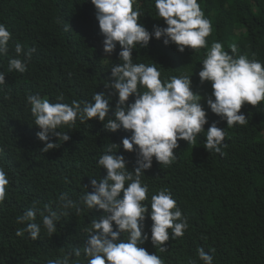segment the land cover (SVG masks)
Wrapping results in <instances>:
<instances>
[{
  "label": "trees",
  "instance_id": "obj_1",
  "mask_svg": "<svg viewBox=\"0 0 264 264\" xmlns=\"http://www.w3.org/2000/svg\"><path fill=\"white\" fill-rule=\"evenodd\" d=\"M145 27L151 31L154 24L164 25L156 15L152 0H138ZM213 31L207 38L223 43L225 50L235 43L238 54H247L264 62V0H198ZM0 23L12 33L7 55L0 56V71L6 83L0 86V165L9 178L6 199L0 205V264H47L62 248L83 246L87 237L85 228L101 211L75 210L57 222V232L48 236L42 228L40 236L32 240L28 233L16 235L25 225L16 223V217L39 200L40 207L67 191L78 199L89 185V178L106 174L97 164L99 156L111 142L120 144L130 133L121 130L109 132L103 123L93 118L81 124L77 120L71 128L58 131L69 135L68 141L50 136L58 148L43 152L45 142L37 138L38 126L26 103L27 93L39 92L55 101L64 94L65 102L91 100L94 92L104 90L110 77V66L119 63L117 53L102 54V39L94 6L90 0H0ZM66 25L69 26L66 29ZM35 48L27 71L8 73V60L15 56L14 44ZM207 49L177 51L174 44L150 39L147 48L133 49L134 62L157 63L161 78L182 73L192 74L194 91L204 99L211 93L210 83L201 84L197 75ZM110 61H109V60ZM143 90V89H142ZM117 97L110 104L114 106ZM132 98L130 97V100ZM248 119L246 125L228 128L226 121L207 111L205 132L198 134L195 145L179 140L174 149L176 160L165 166L153 159L143 180L151 195L161 187L172 191L177 206L188 219L189 227L182 237L165 242L167 251L160 253L150 240L143 247L160 255L165 264H189L198 260V248L214 250L213 264H264V102L256 107L245 103L241 110ZM107 117L105 119V122ZM212 121L224 127L227 145L223 155L204 148L206 130ZM123 154L132 170L135 153ZM67 176L68 183L62 177ZM90 191V187L88 188ZM36 222L41 223L39 215ZM152 221L146 217L145 231ZM171 233V230L169 229ZM124 234L122 238H126Z\"/></svg>",
  "mask_w": 264,
  "mask_h": 264
},
{
  "label": "clouds",
  "instance_id": "obj_2",
  "mask_svg": "<svg viewBox=\"0 0 264 264\" xmlns=\"http://www.w3.org/2000/svg\"><path fill=\"white\" fill-rule=\"evenodd\" d=\"M90 3L103 37L105 56H111L117 45L120 46L117 53L120 62L110 66L104 90L94 92L91 100L73 99L70 103L65 102L63 93L55 101L39 92L27 93L26 103L34 125L39 128L37 138L45 142L43 152L59 147L50 136L68 141L66 131L58 129H71L77 120L83 124L95 118L103 123L106 131L122 129L130 135L122 137L120 144L111 142L106 146L97 160L106 174L89 178V185L84 186L87 191L78 199L62 191L55 208L52 202L40 207L41 202L33 200L31 206L16 217V223L25 225L16 235L28 233L36 240L43 228L52 236L57 232V222L70 211L80 214L85 209L102 210L91 220V227L84 229L87 237L82 247L62 248L61 254L47 260V264H165L160 255L155 251L149 253L142 245L150 240L160 253L166 252L165 242L182 237L189 227L188 219L167 187L156 190L150 204L144 203L149 199V185L143 180L145 171L152 167L153 159L159 165L170 166L176 160L173 150L179 147V140L195 145L198 134L205 132L208 110L226 121L228 128L246 125L248 119L240 111L242 106L247 103L256 107L264 102V62L238 54L235 43L229 45L230 51L225 50L220 41H213L209 47L207 38L212 34L213 25L198 0H152L156 15L166 26L154 24L151 31L140 22L145 13L138 0H90ZM152 38L162 40L166 46L174 44L181 53L186 48L207 49L197 73L201 84L208 82L211 86V93L205 99L207 109L201 104L204 97L193 90L192 74L162 79L156 62H134L133 49L147 48ZM11 39L10 30L0 23V56L7 55ZM35 51L34 47L26 49L16 42L15 56L9 58L7 72L25 73ZM5 74L0 71V86L6 83ZM114 96L117 99L113 106L110 101ZM217 123L212 121L208 126L204 148L223 155L227 133ZM120 147L135 153L132 170L126 166L129 161L125 156L118 154ZM3 151L0 147V154ZM62 179L64 183L69 182L67 176ZM8 185V175L0 165V205L6 199ZM37 215L41 223L36 222ZM146 217L152 221L150 236L145 231ZM124 234L126 238H122ZM212 251L198 248V260L213 264ZM189 264H197V260H189Z\"/></svg>",
  "mask_w": 264,
  "mask_h": 264
},
{
  "label": "rangeland",
  "instance_id": "obj_3",
  "mask_svg": "<svg viewBox=\"0 0 264 264\" xmlns=\"http://www.w3.org/2000/svg\"><path fill=\"white\" fill-rule=\"evenodd\" d=\"M102 50V49H101ZM102 54L105 56V54L103 53V51H102Z\"/></svg>",
  "mask_w": 264,
  "mask_h": 264
}]
</instances>
